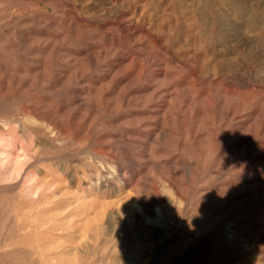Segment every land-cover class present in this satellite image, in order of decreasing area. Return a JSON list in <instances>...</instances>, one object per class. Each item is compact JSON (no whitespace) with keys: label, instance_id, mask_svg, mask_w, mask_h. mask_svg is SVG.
<instances>
[{"label":"rangeland","instance_id":"obj_1","mask_svg":"<svg viewBox=\"0 0 264 264\" xmlns=\"http://www.w3.org/2000/svg\"><path fill=\"white\" fill-rule=\"evenodd\" d=\"M0 264H264V0H0Z\"/></svg>","mask_w":264,"mask_h":264}]
</instances>
